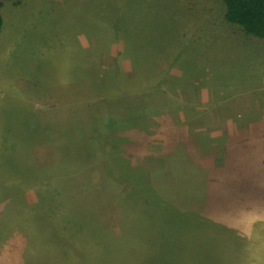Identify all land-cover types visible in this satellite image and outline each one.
<instances>
[{"label": "rangeland", "instance_id": "obj_1", "mask_svg": "<svg viewBox=\"0 0 264 264\" xmlns=\"http://www.w3.org/2000/svg\"><path fill=\"white\" fill-rule=\"evenodd\" d=\"M224 11L222 0L5 1L0 264H94L102 243L106 264H264V39ZM133 29L136 42L164 38L156 70L124 57ZM190 137L170 143L174 157L162 149ZM139 170L169 186L164 230L136 206Z\"/></svg>", "mask_w": 264, "mask_h": 264}, {"label": "trees", "instance_id": "obj_2", "mask_svg": "<svg viewBox=\"0 0 264 264\" xmlns=\"http://www.w3.org/2000/svg\"><path fill=\"white\" fill-rule=\"evenodd\" d=\"M5 1H9V0H0V10H1L2 6L4 5ZM222 1L225 5L224 19L228 23L240 26L244 30L245 33H247L251 36L264 39V0H222ZM2 23H3V19H2V15L0 13V31L2 28ZM141 26H143V25L138 24V29L142 30L140 28ZM135 29H133L132 32H128V33L126 32L125 33V35H128L129 38L132 39L133 41H135V39H136ZM152 30H153V32H155L154 27H152ZM126 39H128V38H126ZM155 44L164 45V38H162V35H157V36L155 35L154 37L153 36L143 37L139 42L135 41L134 44L128 45V46L133 47V48L131 50H129L128 53L126 55H124V57L128 58L130 60V64H131L132 69L137 71V69H138L137 67L141 64L143 67H145L147 70H149L151 72L157 69V66H154V61H155V55L157 53V49H160V48L155 47ZM120 53H122V52H120ZM136 113H138V114L140 113L139 108H136ZM105 121L108 124V125H106V127H111V126H115L118 124H120V126L124 127V128L125 127H127V128L132 127V125H131L132 119L131 118H127V119L121 118L120 120H113L110 116H108L105 119ZM139 123L140 122H137V117H136V127L138 126ZM140 129H142V128H140ZM177 129H179V128H177ZM93 138H94V136H93ZM90 140H93V139L90 138ZM193 141H194V139L191 137L188 138L187 140H181L178 142H171V140L167 139L164 141L162 149L164 150V152L166 154H170L171 156L174 157L175 156V149L173 150V148H171L173 146H171L170 143H174L176 145L181 144V146L186 145L188 147H191L190 145L194 144ZM175 148L177 150L181 149L180 146H175ZM183 161H185V160H183ZM199 162H200V160H199ZM164 163H165V165H167V158L165 159ZM179 164H181L180 161H179ZM263 164H264V160H263ZM143 173L144 172H142V170H139L138 172H136V185L139 186V190H140V188H142L141 195L138 198H136V206H139V208L142 210V212L147 214L148 218L156 219V220H152L155 223L153 222V224H152L153 226L151 225L155 230L157 229V225H162V228L164 230L165 226H168L166 223H167V220L169 219V217L161 218L162 206L158 202V200H161L164 203V201H165L164 197H165V195H167L165 192L168 190L167 188L169 186H167L168 184L160 185L156 182H151L152 186L148 185L149 184L148 182L141 183L139 180H140L141 176L143 175ZM162 182H164V181H162ZM143 184H145V185H143ZM173 185H179V183H174ZM173 189H174V186H173ZM175 189H176V187H175ZM158 195H160V196L157 197ZM179 217L183 218L181 216H179ZM186 221L187 220H184V221L179 220L177 222V224L172 225V227L174 228V230L175 229L180 230V228H182V226L184 224H187ZM149 223L151 224L150 220H149ZM137 233H138V231H137ZM111 236H113V235H111ZM151 237H153V233H152ZM151 237H149V239ZM97 238H99V236ZM163 239L164 238H161V241ZM95 240H97V239L95 238ZM157 240H160V239H157ZM127 241H128L127 239L123 240L122 243H125ZM132 241H134V240H132ZM130 243L132 244V242H130ZM102 245L104 246L102 249H100V248L95 249L96 250L95 254H92V251H91L90 256L93 257L94 264H98L99 261L102 264H106L105 263L106 259H107V257H109L107 255H113L112 250L114 248L110 243H108L107 245H104L102 243ZM179 245H180V242H178V243L170 242V251H172V254L177 255ZM89 248L91 249V247H86V246L83 247V249H85L87 252V256H88ZM84 251L80 252V258L85 256ZM90 264H92V263L90 262Z\"/></svg>", "mask_w": 264, "mask_h": 264}, {"label": "crops", "instance_id": "obj_3", "mask_svg": "<svg viewBox=\"0 0 264 264\" xmlns=\"http://www.w3.org/2000/svg\"><path fill=\"white\" fill-rule=\"evenodd\" d=\"M9 1H11V3H12V4H15V5H17L18 2H19V0H9ZM256 205H257V204H256ZM252 206H254V205H252ZM261 206H263V204H261ZM246 208H250L249 204H247Z\"/></svg>", "mask_w": 264, "mask_h": 264}]
</instances>
